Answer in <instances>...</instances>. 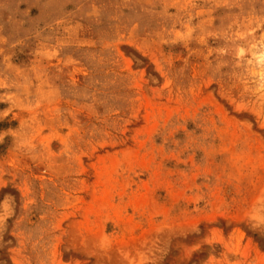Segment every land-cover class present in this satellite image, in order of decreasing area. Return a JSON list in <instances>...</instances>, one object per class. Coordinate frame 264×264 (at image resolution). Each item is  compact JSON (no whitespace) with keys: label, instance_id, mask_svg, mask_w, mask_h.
<instances>
[{"label":"rangeland","instance_id":"rangeland-1","mask_svg":"<svg viewBox=\"0 0 264 264\" xmlns=\"http://www.w3.org/2000/svg\"><path fill=\"white\" fill-rule=\"evenodd\" d=\"M0 264H264V0H0Z\"/></svg>","mask_w":264,"mask_h":264}]
</instances>
